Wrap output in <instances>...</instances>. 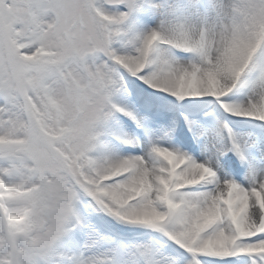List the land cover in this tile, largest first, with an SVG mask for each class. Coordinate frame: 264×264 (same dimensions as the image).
<instances>
[{
  "label": "snow or ice",
  "instance_id": "snow-or-ice-1",
  "mask_svg": "<svg viewBox=\"0 0 264 264\" xmlns=\"http://www.w3.org/2000/svg\"><path fill=\"white\" fill-rule=\"evenodd\" d=\"M0 264H264V0H0Z\"/></svg>",
  "mask_w": 264,
  "mask_h": 264
}]
</instances>
